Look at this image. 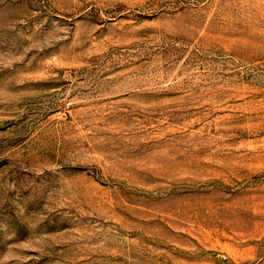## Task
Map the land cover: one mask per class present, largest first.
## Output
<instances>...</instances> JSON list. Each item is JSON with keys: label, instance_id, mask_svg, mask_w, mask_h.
Instances as JSON below:
<instances>
[{"label": "rangeland", "instance_id": "obj_1", "mask_svg": "<svg viewBox=\"0 0 264 264\" xmlns=\"http://www.w3.org/2000/svg\"><path fill=\"white\" fill-rule=\"evenodd\" d=\"M0 264H264V0H0Z\"/></svg>", "mask_w": 264, "mask_h": 264}]
</instances>
